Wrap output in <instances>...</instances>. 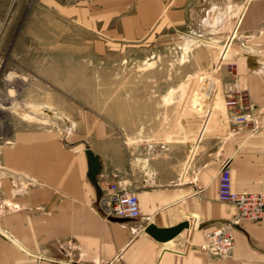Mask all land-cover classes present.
<instances>
[{
  "label": "crops",
  "instance_id": "1",
  "mask_svg": "<svg viewBox=\"0 0 264 264\" xmlns=\"http://www.w3.org/2000/svg\"><path fill=\"white\" fill-rule=\"evenodd\" d=\"M37 1L124 48L167 31L198 36L213 50L197 61L198 78L214 83L216 99L223 100L226 84L243 90L253 119L238 129L229 108L216 100L211 110L193 91L191 113L174 129V107L163 101L176 102L180 94L166 86L119 91L115 113L107 108L84 138L67 142L32 128L16 132L3 164L36 184L18 189L8 210H0V230L8 238L0 236V264H264V218L233 224L227 205L216 200L224 164L232 191L264 193V57L260 62L253 55L264 53V0ZM107 41L97 45L102 53ZM225 46L229 52L221 55ZM148 143L166 150L150 155ZM85 150L96 159L93 177ZM112 183L134 189L137 219L101 216L100 199ZM183 221L188 228L167 242L144 233L149 224L165 229ZM217 228H229V258L212 259L198 249Z\"/></svg>",
  "mask_w": 264,
  "mask_h": 264
},
{
  "label": "rangeland",
  "instance_id": "2",
  "mask_svg": "<svg viewBox=\"0 0 264 264\" xmlns=\"http://www.w3.org/2000/svg\"><path fill=\"white\" fill-rule=\"evenodd\" d=\"M95 31L78 19H62L37 0H0V172L18 176L12 197L26 184L22 172L3 164V150L22 129H37L67 142L84 138L91 121L100 120L107 108L115 113L118 92L133 89L170 86L172 94L179 92L176 102L163 101L174 107V129L191 113L190 95L202 88L197 61L213 51L198 36L167 31L124 48ZM104 41L102 53L97 45ZM226 47L219 50L221 55L229 52ZM253 55L262 62L264 53ZM10 72L15 73L11 81L6 79ZM165 77L172 83L166 85ZM217 98L206 102L211 110L216 100L223 107ZM5 173H0L4 200L12 186ZM0 236L8 239L1 230Z\"/></svg>",
  "mask_w": 264,
  "mask_h": 264
},
{
  "label": "built area",
  "instance_id": "3",
  "mask_svg": "<svg viewBox=\"0 0 264 264\" xmlns=\"http://www.w3.org/2000/svg\"><path fill=\"white\" fill-rule=\"evenodd\" d=\"M200 86L197 92H201L206 101L216 97V88L214 83L208 78L200 77ZM199 86V87H200ZM222 105L231 110V120L238 126V129L246 127L252 122V106L245 100L243 90H239L234 84H226L222 89ZM254 132V128H250ZM164 151L166 148L162 144L148 143L146 151L153 155L158 151ZM0 173L4 174L2 170ZM6 178L12 185L10 190L17 187V175L11 173ZM1 179V178H0ZM25 184V191L28 187L35 185V181L22 179ZM3 193L0 191V210L7 211L5 203L15 197L8 195L7 199H3ZM216 200L219 203L227 205L231 210V223L236 224L241 221L258 222L264 218V193L261 191L246 193L234 192L231 189L229 170L224 164L218 170L217 193ZM100 214L105 219H119L132 221L138 218V202L134 193V189H126L119 184H109L103 196L100 199ZM7 213V212H5ZM234 244L229 228H217L207 234L205 239L199 244L198 249L212 259H226L232 256Z\"/></svg>",
  "mask_w": 264,
  "mask_h": 264
},
{
  "label": "water",
  "instance_id": "4",
  "mask_svg": "<svg viewBox=\"0 0 264 264\" xmlns=\"http://www.w3.org/2000/svg\"><path fill=\"white\" fill-rule=\"evenodd\" d=\"M85 154L87 157L89 174L91 177H93L97 173V169H98V166L96 164V159L95 157L92 156L89 150H85ZM187 228H188V224L185 221L178 223L173 227L165 228V229H159L156 228L154 225L149 224L144 227V233L149 235L155 241L163 243L172 240L182 230Z\"/></svg>",
  "mask_w": 264,
  "mask_h": 264
},
{
  "label": "clouds",
  "instance_id": "5",
  "mask_svg": "<svg viewBox=\"0 0 264 264\" xmlns=\"http://www.w3.org/2000/svg\"><path fill=\"white\" fill-rule=\"evenodd\" d=\"M14 75H15V73H11L10 72V73H8L6 79H8L9 81H11Z\"/></svg>",
  "mask_w": 264,
  "mask_h": 264
}]
</instances>
